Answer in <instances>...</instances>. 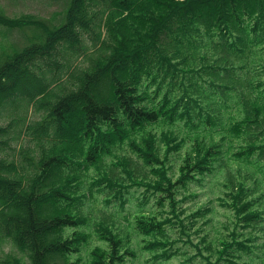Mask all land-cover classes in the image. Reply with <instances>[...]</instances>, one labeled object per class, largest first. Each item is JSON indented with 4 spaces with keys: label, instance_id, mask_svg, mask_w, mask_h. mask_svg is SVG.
<instances>
[{
    "label": "trees",
    "instance_id": "obj_1",
    "mask_svg": "<svg viewBox=\"0 0 264 264\" xmlns=\"http://www.w3.org/2000/svg\"><path fill=\"white\" fill-rule=\"evenodd\" d=\"M66 1L62 24L0 13L8 31H38L21 49H0V152L21 120L2 125L6 116L18 109L38 116L22 134L38 148L34 162L25 159L29 185L21 186L17 174L7 178L13 163L0 158V239L28 252L30 264H54V258L78 254L90 229L105 248L94 249L88 264H125L136 258L127 235L115 232L110 220H92L84 203L112 204L110 215H119L132 200L126 198L130 190L142 187L127 214L137 244L151 255L146 262L163 263L184 255L172 251L174 244H192L188 221L206 214L181 218L179 196H196L193 189L217 174L223 182L216 202L226 221L213 250L205 233L194 245L197 254L203 245L207 264H264V180L232 167L249 161L252 168L260 157L251 158L264 153V64H257L264 60V0ZM83 35L93 47L98 43L93 63L69 73L67 87L61 86L69 59L79 58ZM56 86L70 89L60 93ZM232 91L245 115L227 123L229 106L220 104ZM178 121L191 134L176 174L168 156L184 147ZM158 124L168 127L160 135ZM214 133L222 134L220 140L205 143ZM125 143L134 161L114 152ZM151 203L154 209H147ZM7 262L16 264L11 256Z\"/></svg>",
    "mask_w": 264,
    "mask_h": 264
},
{
    "label": "rangeland",
    "instance_id": "obj_2",
    "mask_svg": "<svg viewBox=\"0 0 264 264\" xmlns=\"http://www.w3.org/2000/svg\"><path fill=\"white\" fill-rule=\"evenodd\" d=\"M67 9V1L66 0H0V13L9 18H20L22 16H31L38 20H43L47 25L51 24H62L64 22V15ZM38 31L32 29V27L24 28L22 30L16 29L12 31L6 30V26L0 25V49L2 47L8 48L10 46H14L16 49H21L27 46L30 43V40ZM88 34V33H87ZM90 35V34H89ZM104 35L100 37L103 38ZM90 36L83 35L81 42V49L78 52L79 58L75 60L74 58H70L67 66L62 73L61 78V86H66V77L71 72H81L88 69L92 65V58L94 57V51L98 47V43L95 47L88 41ZM264 45H261L263 47ZM1 52V50H0ZM256 62V59L254 60ZM264 64V60L257 63ZM264 80V77H263ZM59 86V85H58ZM56 86L55 89L59 90V87ZM70 88L60 89L59 92L62 93ZM102 89V88H101ZM221 106H229V109L223 112V120L225 122H229L231 119H239L245 115V108L243 105L239 103V98L237 96L236 91L229 92L225 95V103L220 104ZM21 117V120L17 124V126L11 131L9 139L7 141V146L5 149L0 152V158L3 159L7 164L13 163V168L7 170L6 176L11 179L13 174H17L21 177L20 182L21 186L27 187L32 178L31 174L28 173V165L30 162L26 161V157H29L31 161H35L38 155V148L35 146V142L31 137H23L22 134L26 129V126L32 123L34 120L38 119V116L33 113L32 110L25 113L23 109H18L17 112L13 113L11 116H6L2 120V125H7L12 122L13 119H18ZM178 127L176 128L178 139L185 138L183 144L184 147L179 153H171L168 156V166L171 167L172 171L178 174V166L180 165L184 154L190 151L188 145V139L186 138L191 133L184 128L183 123L181 121L177 122ZM15 124L13 125V127ZM228 127V126H227ZM157 133L160 135L162 131H165L168 127L163 126L162 124H158L154 126ZM228 135V133H227ZM222 137L221 133H214L211 135H207L204 138L205 143H209L210 141H219ZM228 146L227 141L222 143V149L225 150ZM114 152L117 156L129 157V160L134 161V156L127 143L118 146L116 145L114 148ZM234 153V152H232ZM231 153V154H232ZM162 154V153H161ZM260 157L259 161H256L254 166L251 168L247 166L232 164V167H236V170L243 172H251L253 178H258L260 181L264 180V169H261V165L264 162V153L256 152L254 157L251 160H256ZM226 156L222 155V161L224 163V159ZM235 162V161H234ZM110 163V158L105 159V164L108 167ZM257 164V165H256ZM103 168H106L103 166ZM107 169V168H106ZM108 170V169H107ZM135 176H139L141 174L140 170L134 168ZM149 177V175H147ZM211 181V182H210ZM205 179L202 182L201 187H197L193 189L196 196L194 197L184 195L182 193L180 198V202L183 209V214L181 218L189 217L190 214L198 213V210L205 212V216L203 218H195L194 220H189L188 225L192 224L188 233L190 235V239L192 244L188 243L185 239L177 240L174 244L172 251H177L178 254L184 255H175L171 257L168 261L157 264H181L186 259L194 258L191 261V264H207L206 256H209V252L203 250V245H200L202 250V256H199L194 248V245H197L200 241V237L205 233L208 234V240L211 241V251L215 245V238L218 236L219 232L222 231V223L226 221L225 214L222 209L218 206L216 202V198L219 196L220 192L218 191L217 186L223 182V178L220 176L212 177L210 179ZM264 183V182H263ZM143 191L142 187L134 188L130 190V193L126 195V198L132 199L129 204L125 206V209L119 214H114L111 216L112 204L105 206L103 202L98 200L96 203H92L90 201H85L84 203V212L92 219L97 221H111L112 226L115 227V232H119L122 235H127L125 239H128L132 243V248L136 253V258L127 261L125 264H150L146 262L151 258L149 253L143 252L141 250V245L137 244L136 233L133 231L131 223L133 224V219L131 215H128V212H133L135 209L134 202L137 198L142 196L141 192ZM152 200H154V196H151ZM153 208L152 203L147 206V209ZM48 209V206L45 204V210ZM164 213L168 211L167 203L164 205L162 209ZM88 240L84 243L78 254H76L72 258H54L52 263L54 264H66L67 262H73L77 264H88L91 261V252L96 248H105V243L101 241L96 235L94 230L86 229L85 230ZM178 235V234H177ZM174 236V232L172 230L168 231L169 240H171ZM7 256H11V261L16 264H30V259L28 252L21 251L15 243L10 239L6 238L4 241L0 239V264H10L7 261ZM213 260V257L211 258Z\"/></svg>",
    "mask_w": 264,
    "mask_h": 264
}]
</instances>
